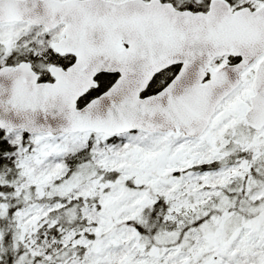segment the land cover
Masks as SVG:
<instances>
[{
  "label": "snow or ice",
  "instance_id": "6c2138e0",
  "mask_svg": "<svg viewBox=\"0 0 264 264\" xmlns=\"http://www.w3.org/2000/svg\"><path fill=\"white\" fill-rule=\"evenodd\" d=\"M0 264H264V0H0Z\"/></svg>",
  "mask_w": 264,
  "mask_h": 264
}]
</instances>
